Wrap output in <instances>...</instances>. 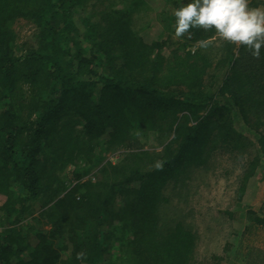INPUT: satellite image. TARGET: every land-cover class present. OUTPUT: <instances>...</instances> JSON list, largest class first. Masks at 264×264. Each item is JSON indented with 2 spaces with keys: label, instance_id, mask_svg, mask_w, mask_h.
Wrapping results in <instances>:
<instances>
[{
  "label": "trees",
  "instance_id": "trees-1",
  "mask_svg": "<svg viewBox=\"0 0 264 264\" xmlns=\"http://www.w3.org/2000/svg\"><path fill=\"white\" fill-rule=\"evenodd\" d=\"M166 1V37L149 39L147 0H0V264H199L172 198L223 154L241 168L237 202H253L264 49L254 58L214 28L174 38L186 0ZM22 20L34 31L20 44Z\"/></svg>",
  "mask_w": 264,
  "mask_h": 264
},
{
  "label": "rangeland",
  "instance_id": "rangeland-1",
  "mask_svg": "<svg viewBox=\"0 0 264 264\" xmlns=\"http://www.w3.org/2000/svg\"><path fill=\"white\" fill-rule=\"evenodd\" d=\"M251 1L248 0V4ZM166 2V0H147V9L136 17L137 26L149 39L166 37L167 31L162 21ZM258 8L264 9V3H261ZM16 28L20 44L29 40L31 42L33 24L22 20ZM174 38L177 36L175 35ZM217 40L219 41V38ZM236 128L246 137L255 140V132L244 121H238ZM151 136L153 138V135ZM151 142L153 143V140ZM125 151V148H120L115 152L106 153L105 156L116 162L124 156ZM237 164L229 154H223L216 168L205 175H197L189 181L190 190L184 193L182 199L179 196L172 198L174 203H179L189 213L187 221L191 222L193 228L198 231L199 264L214 262L215 255L222 257L220 264H238L235 260L237 253L235 240L238 239L234 236V229L238 228L240 218L251 217L250 208L261 211L260 206L264 201V167L257 171L256 186L252 190L253 202L246 204L236 200L238 175L241 172ZM49 227L50 225L44 223L40 225V228L48 229Z\"/></svg>",
  "mask_w": 264,
  "mask_h": 264
},
{
  "label": "clouds",
  "instance_id": "clouds-1",
  "mask_svg": "<svg viewBox=\"0 0 264 264\" xmlns=\"http://www.w3.org/2000/svg\"><path fill=\"white\" fill-rule=\"evenodd\" d=\"M175 35L190 28H214L230 43L244 46L259 59L264 49V9L250 8L248 0H186L175 9Z\"/></svg>",
  "mask_w": 264,
  "mask_h": 264
},
{
  "label": "crops",
  "instance_id": "crops-1",
  "mask_svg": "<svg viewBox=\"0 0 264 264\" xmlns=\"http://www.w3.org/2000/svg\"><path fill=\"white\" fill-rule=\"evenodd\" d=\"M251 1V0H250ZM264 209V201L260 210ZM264 212V211H263ZM238 228L234 229L237 237L235 260L238 264H264V223H258L252 217L240 218Z\"/></svg>",
  "mask_w": 264,
  "mask_h": 264
}]
</instances>
